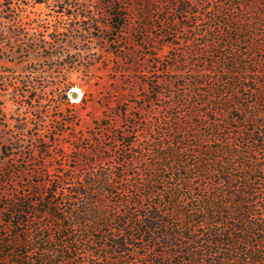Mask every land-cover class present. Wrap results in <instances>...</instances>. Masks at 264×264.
Here are the masks:
<instances>
[{"label": "rangeland", "instance_id": "1", "mask_svg": "<svg viewBox=\"0 0 264 264\" xmlns=\"http://www.w3.org/2000/svg\"><path fill=\"white\" fill-rule=\"evenodd\" d=\"M66 1L72 6L62 7L61 0H0V243L7 249L12 234L51 220L32 208L33 201L54 196L51 187L62 191L85 174L109 172L114 187L104 194L105 208L144 192L136 185L161 166L159 154L150 151L156 141L167 147L183 129L195 131L186 139L190 145L212 144L200 140L208 126L191 122L222 126L239 113L226 108L239 100L246 113L260 112L256 118L264 124V0H148L146 17L137 0H120L130 16L122 34L107 30L112 0ZM10 5L22 11L15 14ZM78 13L93 15L99 30L87 33L93 22ZM20 23L27 32L12 33ZM56 36L59 43L51 39ZM227 68L232 71L222 72ZM65 82L72 83L68 102L59 88ZM75 88L84 98L76 100L79 92L72 96ZM237 125L228 120L222 134L243 149L248 141L264 167V144L250 131L236 136ZM171 173L165 170L163 182ZM257 175L264 198V172ZM209 185L199 184V193ZM17 197L31 202L29 222L10 231L4 211ZM64 198L60 193L51 199L64 207ZM36 246L22 251L40 263L45 256ZM14 254L7 252L9 261Z\"/></svg>", "mask_w": 264, "mask_h": 264}, {"label": "trees", "instance_id": "2", "mask_svg": "<svg viewBox=\"0 0 264 264\" xmlns=\"http://www.w3.org/2000/svg\"><path fill=\"white\" fill-rule=\"evenodd\" d=\"M61 1L65 2L62 7L72 6L71 2ZM137 1V10L146 17L149 1ZM10 7L15 14L22 11L19 5L16 9ZM125 9L120 0L109 3L107 30L111 34H122L127 28L125 21L130 16ZM78 15L90 24L93 22L87 33L99 30L93 15ZM40 26L34 27L35 30L41 31ZM27 29L20 23L12 28V33H26ZM53 30L58 31L59 27ZM51 39L60 42L57 36ZM229 71L232 69L222 70ZM194 84L202 82L194 81ZM71 85L70 82L59 85L67 102L66 93ZM251 102L248 107L255 108ZM233 103L226 108L239 113L225 120L222 126L215 122L203 125L199 119L191 122L197 127L208 126L203 137L199 133L197 136H201V141L211 140L212 144L190 145L195 131L190 135L183 129H178L181 135L167 147L156 141L150 151L159 154L161 166H155L149 178L136 185V189L144 192H134V199L131 195L129 199H116L111 205L102 206L104 194L114 187V178L109 172L85 174L62 191L51 187L50 195H64V207H58L51 199L54 196L33 201L32 208L51 220L12 234L6 243L10 249L0 243V259L4 264H72L74 261L76 264H141L139 260L146 257V264H264V198L259 196L256 182L257 173L264 172V167L258 163L257 149L250 147L248 141L244 142L243 149L240 141L237 143L228 134H222L228 120H233L238 123L236 136L250 131L254 141L264 144V124L256 118L260 112L246 113L247 107L241 101ZM192 108L196 117L198 112ZM167 168L172 173L169 181L163 182ZM195 179L198 180L194 183ZM204 181H210L211 185L199 193L203 189L198 185L203 186ZM154 197L160 200H152ZM30 207L31 202L22 197L8 204L4 214L10 231L29 222ZM45 231L51 232L45 235ZM61 237L69 241L59 244L56 240ZM35 244L45 256L40 263L28 260L29 255L22 251ZM7 252H11L10 257L15 253L14 259L9 261Z\"/></svg>", "mask_w": 264, "mask_h": 264}, {"label": "water", "instance_id": "3", "mask_svg": "<svg viewBox=\"0 0 264 264\" xmlns=\"http://www.w3.org/2000/svg\"><path fill=\"white\" fill-rule=\"evenodd\" d=\"M78 92H79V90L77 88H75V89H72L71 94H72V96H77Z\"/></svg>", "mask_w": 264, "mask_h": 264}, {"label": "bare ground", "instance_id": "4", "mask_svg": "<svg viewBox=\"0 0 264 264\" xmlns=\"http://www.w3.org/2000/svg\"><path fill=\"white\" fill-rule=\"evenodd\" d=\"M81 95H82V92H81V90H80V91H79V95H78V97L76 98V100H77L78 98H80Z\"/></svg>", "mask_w": 264, "mask_h": 264}]
</instances>
